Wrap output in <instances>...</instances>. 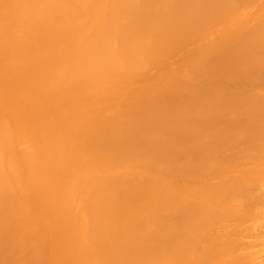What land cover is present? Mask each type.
Here are the masks:
<instances>
[{
	"label": "bare ground",
	"instance_id": "6f19581e",
	"mask_svg": "<svg viewBox=\"0 0 264 264\" xmlns=\"http://www.w3.org/2000/svg\"><path fill=\"white\" fill-rule=\"evenodd\" d=\"M21 1L0 0V19L11 23L6 14L14 12ZM26 1L41 5L47 0ZM98 1L102 8L94 17L96 30L86 40L91 44L89 54L76 58L70 53L67 63L94 70L92 80L108 79L120 85L135 81L151 66L167 63L172 54L184 51L180 65L192 77L183 72L165 73L159 81L152 79L120 100L126 105L136 100L135 109L131 104L130 112L123 110L117 117V110L115 116L109 113L114 108L107 110L111 116L105 111L97 149L108 153L109 159L102 157L101 169L92 165L78 185L76 199L86 208L88 223L87 227L84 222L83 226H69L68 240L62 239L63 254L71 257L72 239L75 252L77 248L80 252L95 248L100 254L96 264H264V88L259 89L264 83H255L264 82V17L247 23L249 15L243 9L252 0H123L126 5L121 0ZM40 9L45 12V8ZM220 24L226 25L224 34L221 30L223 36L212 38L211 32ZM20 27L22 32L26 30ZM61 38L58 36V42L66 49ZM44 40L49 43L51 39ZM191 78L226 81L228 88H218L219 81L220 86H200ZM237 80L243 86L230 88L233 85L229 87V83ZM245 82L257 88L247 85L251 91H245ZM104 152L99 153L102 156ZM190 154L196 157L191 164L178 161L191 158ZM213 154L222 156L220 163H212ZM244 155L245 162L232 159ZM122 161L131 162L134 171L127 170L128 163L122 165ZM160 162L164 168L156 167ZM176 162V168L167 169ZM183 166V181L196 182L181 183L176 178L172 179L176 182H169L175 175L181 180L178 176ZM168 170L174 171V176L171 173L168 177ZM112 179L117 183L110 184ZM85 183L88 186L84 188ZM107 226L111 231H105ZM86 230L93 231L92 237H87ZM243 237L245 253L240 252Z\"/></svg>",
	"mask_w": 264,
	"mask_h": 264
},
{
	"label": "rangeland",
	"instance_id": "374dc122",
	"mask_svg": "<svg viewBox=\"0 0 264 264\" xmlns=\"http://www.w3.org/2000/svg\"><path fill=\"white\" fill-rule=\"evenodd\" d=\"M22 1L14 9V12L6 14V16L11 17L9 19L12 21L11 23L6 22V19L4 20L5 22L0 19V264H96L100 254L95 251V248L84 249V253L77 248V252H75L76 247L73 246L72 248L74 242L71 239L69 249L71 257H66L62 252V249L65 248L62 245V239L68 240L67 232L69 226H79L82 225L81 222H84V226L87 227L88 215L84 211L86 208L76 199L78 196L77 188L80 182L85 180L92 165L98 164L100 168V164L104 160L109 159L108 153L106 154L103 150L97 149V147L100 148L99 128L103 127L100 124L104 121L103 118L111 116L112 113L113 115L116 113V116H114L117 117L118 114H122L123 110L127 113L130 112L132 109L129 110V108L134 101L136 103V100H129L130 104L128 103L127 105L126 103L120 104V100H123V97L131 93V91V94H133L140 87H145L146 83L152 79V81L156 79V81H159V78L165 73L167 75L168 72V74L170 72L172 74L174 72H183L182 74L188 75L189 72H185L188 69L183 70L186 67L182 64L180 65V61L184 63L180 58L184 51L172 54L171 56L173 57H170L169 62H164L165 64L161 63L151 66V69L148 68L149 71L146 70L147 73L143 71L145 74L142 73L143 75L136 77L135 81L126 80L118 85L108 79L92 80L96 75L94 70H81L78 66L67 63V61L69 62L70 53L76 55V58L77 56L78 58L86 57L85 55L89 54L91 44L90 42L88 44L86 40L96 30L97 21H95L94 17L95 14L97 15L100 12L102 3L97 2V0H47L42 2L41 5H36V2L28 1L27 3L25 0L24 4ZM122 1L119 2L121 3ZM253 1H251L250 6L243 9L249 15L247 18V20L250 19L249 22L247 21L249 25L253 21L258 22L256 20L264 17V0H255L254 3ZM119 2L116 5L122 6L125 1L121 5H119ZM81 5L83 8L80 7ZM98 7L101 8L99 9ZM40 8H45V12L42 13ZM104 8L103 11L105 12L107 7L104 5ZM91 13L94 15L92 14L91 16ZM77 14H80V16H77ZM79 18L81 19L79 20ZM251 19L253 20L251 21ZM21 25L26 28L24 32H22ZM32 26L34 27L32 28ZM225 26L220 24L213 33L211 32L212 38L221 39L219 35L220 37L223 36ZM28 30L31 31L29 32ZM221 30H223V34ZM57 35L60 38L62 37L60 39L62 44H67L68 49H66L68 52L60 46ZM48 38L51 39L49 43L44 40H48ZM97 42L101 43L100 40H97ZM107 42L108 40H104V43ZM83 49L85 50L83 51ZM70 50L72 51L69 52ZM20 76L22 77L21 79ZM188 76L192 77L191 75ZM193 79L191 78L193 82L200 86L205 84L208 86L212 83V86L217 84L220 86L221 84L220 87L217 86L221 89L222 87H225L224 89L228 88V86L226 87V84L228 85L226 81H221L225 84L224 86L220 80L214 78H208V80L198 78V80L202 81L196 80L197 78ZM237 81L236 83H229V87L233 85L230 87L233 88L234 84L238 87L243 86L240 80ZM255 83L259 85L264 82L257 81ZM253 84H250V86L247 82L246 86L248 85L252 89ZM141 85L144 86L142 87ZM257 85L253 87L257 88ZM236 86L235 88H238ZM248 86L244 88L245 91L250 92L251 89ZM95 87L101 89H95ZM260 88L263 89L264 87L261 86ZM132 89L135 90L133 91ZM88 92L89 94H87ZM99 97L102 98L100 99ZM118 101L119 103L114 104ZM118 104L121 106L119 107ZM134 105L133 108L135 109ZM109 106L114 108V111ZM108 109H111V111ZM107 110L110 111L111 115H109ZM138 110L142 111L141 109ZM105 111L108 114L106 116H104ZM14 123H16V127ZM99 152H104V154L101 156ZM109 155L112 154L109 153ZM191 156L192 160L186 156L188 161L185 162L187 160L185 159L186 157L184 161L181 158L178 161L182 160V164L189 165L196 159L194 155ZM193 156L195 157L194 160ZM213 156L215 157L216 155L210 156L213 158L212 163H220L222 156L219 155V158L216 156V160ZM102 157L104 160H102ZM113 157L114 161H116L115 156ZM244 157L245 155L232 159L235 162H238V160L241 162ZM243 160L242 162H245ZM125 162L126 164L128 163V161ZM125 162L122 161V165ZM179 162L170 164L167 169L172 166L176 168V164ZM129 163L126 166L127 170L131 168L130 170L133 172L134 169ZM111 164L113 168H117L116 164L112 162ZM158 165L160 168L165 166L161 162L156 167ZM145 168L143 170H146ZM155 168L153 167V169ZM182 169L180 176H178L179 172L177 173L179 170L177 169L176 171L175 169L177 176H182L181 180L175 175V177L168 179L169 182H173L174 180L172 179L175 178L181 183L189 182L188 184H193L191 182H196V179H193L194 181L188 180V182L187 180L183 181L186 179L184 177L186 169H184V166ZM183 171H185L184 174ZM168 172L170 173H168V177L169 175L170 177L172 176L171 173L174 176V171L170 172L168 170ZM115 175L118 176L119 171ZM114 179H117V177ZM114 179L111 182V179L109 180L110 184L117 183ZM164 180L168 183L166 179ZM86 185L88 186L85 183L84 188ZM22 213L29 216V219H33V221L30 222L27 220L28 218L24 219L26 217ZM258 218V220H261L259 222L263 221L261 217ZM244 226H242V229H245ZM107 228L109 227H105V231H111V229ZM59 229H61V232H58ZM88 230H86L87 237L91 236L93 232L92 230L88 232ZM109 244L107 241L106 249H108ZM242 250L240 252L245 253V238ZM98 251L100 253L99 249ZM63 258L66 259V262L68 259V263H65Z\"/></svg>",
	"mask_w": 264,
	"mask_h": 264
}]
</instances>
